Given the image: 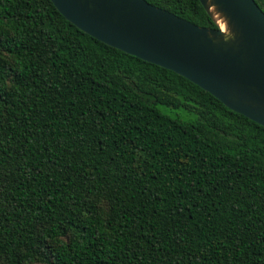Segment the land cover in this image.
<instances>
[{
  "label": "trees",
  "instance_id": "trees-1",
  "mask_svg": "<svg viewBox=\"0 0 264 264\" xmlns=\"http://www.w3.org/2000/svg\"><path fill=\"white\" fill-rule=\"evenodd\" d=\"M0 264H264V127L50 0H0Z\"/></svg>",
  "mask_w": 264,
  "mask_h": 264
},
{
  "label": "water",
  "instance_id": "water-1",
  "mask_svg": "<svg viewBox=\"0 0 264 264\" xmlns=\"http://www.w3.org/2000/svg\"><path fill=\"white\" fill-rule=\"evenodd\" d=\"M97 40L168 69L264 127V13L254 0H198L216 28L145 0H50Z\"/></svg>",
  "mask_w": 264,
  "mask_h": 264
}]
</instances>
